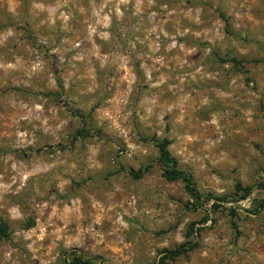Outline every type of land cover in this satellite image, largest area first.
<instances>
[{
    "label": "rangeland",
    "instance_id": "rangeland-1",
    "mask_svg": "<svg viewBox=\"0 0 264 264\" xmlns=\"http://www.w3.org/2000/svg\"><path fill=\"white\" fill-rule=\"evenodd\" d=\"M263 181L264 0H0V264H264Z\"/></svg>",
    "mask_w": 264,
    "mask_h": 264
},
{
    "label": "trees",
    "instance_id": "trees-1",
    "mask_svg": "<svg viewBox=\"0 0 264 264\" xmlns=\"http://www.w3.org/2000/svg\"><path fill=\"white\" fill-rule=\"evenodd\" d=\"M166 146L167 143L165 141L156 142L155 144L158 154V162L162 168V178L167 182L181 181L184 184L185 190L188 195L196 199V193L192 188L190 175L185 171L177 169L176 162L172 157H170ZM22 154H24V152H22ZM131 175H133V177H138L136 176V174L133 173ZM258 188L264 191V181L258 184ZM234 189L237 193V199L232 202V205L234 208L238 209L239 206L237 203L246 201L251 194V190L248 188H241L239 185H235ZM210 201L212 202V206L217 205L215 204V202H219V200H215L210 195H206L204 197L203 203H208ZM0 233L2 237H6V234L3 229H0ZM188 251L189 248H185L184 246H179L170 251H164V256H162L163 258H161L160 261L162 262L165 259L172 261L178 257L185 255ZM93 261L94 258H84L82 256L73 257L72 255L71 261H69L67 264H93Z\"/></svg>",
    "mask_w": 264,
    "mask_h": 264
}]
</instances>
